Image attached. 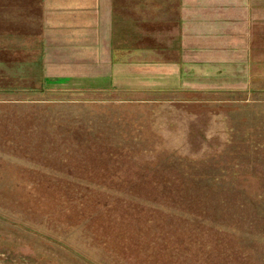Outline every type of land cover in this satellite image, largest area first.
Listing matches in <instances>:
<instances>
[{
	"label": "rangeland",
	"instance_id": "1",
	"mask_svg": "<svg viewBox=\"0 0 264 264\" xmlns=\"http://www.w3.org/2000/svg\"><path fill=\"white\" fill-rule=\"evenodd\" d=\"M2 2L0 36L22 21ZM33 61L0 50V264H264L259 95L121 109L38 87Z\"/></svg>",
	"mask_w": 264,
	"mask_h": 264
},
{
	"label": "crops",
	"instance_id": "2",
	"mask_svg": "<svg viewBox=\"0 0 264 264\" xmlns=\"http://www.w3.org/2000/svg\"><path fill=\"white\" fill-rule=\"evenodd\" d=\"M12 1L22 12L1 11L22 21L0 36V50L30 54L38 87L117 96L101 100L129 110L154 105L136 96L198 89L264 100V0Z\"/></svg>",
	"mask_w": 264,
	"mask_h": 264
}]
</instances>
